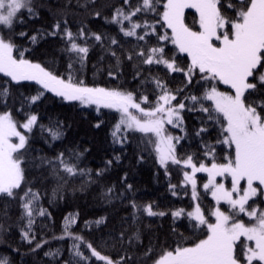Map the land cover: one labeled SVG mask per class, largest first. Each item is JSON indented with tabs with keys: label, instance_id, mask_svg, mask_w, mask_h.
Masks as SVG:
<instances>
[{
	"label": "trees",
	"instance_id": "16d2710c",
	"mask_svg": "<svg viewBox=\"0 0 264 264\" xmlns=\"http://www.w3.org/2000/svg\"><path fill=\"white\" fill-rule=\"evenodd\" d=\"M129 2L134 8L140 0ZM231 2L236 4L237 0ZM164 3L165 0H160L157 11H163ZM31 6L35 15H30L27 10L19 14L23 23L15 22L12 30L0 26V32L12 40L23 53V58L41 63L63 78L71 75L74 82L82 80L88 86L133 92L137 98L147 96L149 104L159 94L153 78L159 79L176 95L175 103L183 101L186 105L182 110V127L167 126L168 133L183 137L176 145L177 157L191 155L195 163L209 164L212 157L205 153L211 146L216 162L223 163L224 158L232 153L226 144L218 143L224 138L220 124L208 120V114L199 110V103L184 99L192 95L203 96L209 82L200 80L197 73L192 82L187 83L184 72H171L163 64H144L143 58L136 53L143 50L147 54L150 47L163 46L165 58L175 56L176 65L185 69L190 62L189 56L180 54L170 41L158 44L155 34L145 40L125 36L119 24L110 22L116 8L123 6L128 10L124 0H31ZM221 11L229 17L235 14L226 8ZM97 12L99 16L95 15ZM158 18L157 12L149 11L137 13L132 19L155 23ZM64 21L73 33L81 28L84 30L86 39L76 41L89 48L83 64L75 53L67 51L69 45L63 37ZM185 21L198 30V16L193 9L186 11ZM57 22L61 24V31L55 36L50 35ZM123 26L127 29L130 23L124 21ZM144 31L146 29H137L138 35H143ZM165 31L170 35V30L156 25L157 34ZM93 33L101 35L102 40H95ZM34 35L37 36L35 43L30 39ZM112 39L118 43L112 44ZM14 55L20 58L17 51ZM129 55L132 59H128ZM213 83L217 88L231 91L221 83ZM4 85L8 88V95L0 96V114L11 113L18 124L25 122L31 114L37 115L38 121L31 132L27 131L28 142L21 150L25 183L15 190L18 193L15 197L0 195V258L7 257L10 264H75L79 258L74 256V243L80 244L79 250L91 257L84 243L65 234L66 218L75 221L68 229L73 236L83 237L85 242L113 261L124 257V264H155L165 251L177 246H192L206 238V226L199 225L187 215H172L176 210L189 212L193 207L190 187L182 184L186 168L169 163L166 171L144 134L129 131L125 143H116L112 132L119 118L110 110L98 111L96 107L85 106L79 101L64 100L37 82L17 83L0 73V86ZM40 91L43 92L40 99L30 102L29 98ZM252 99L262 100L264 95H253ZM202 103L204 107L212 104L211 101ZM97 124L100 127L97 128ZM57 128L62 136L53 140L47 129ZM201 128L207 131L196 135ZM59 153H64L65 158L71 153L82 154L78 162H72L85 173L69 176L58 165L49 163ZM109 160L112 161L110 165ZM173 183L177 185L175 189L171 187ZM27 188L39 193V200L33 203L34 210L46 211L43 216L34 212L32 233L35 240L31 243L22 238L28 218L24 216L20 196ZM199 190L205 215L213 221L211 212L215 203L210 191L202 186ZM175 192L178 194H173ZM256 201L264 206L261 198ZM146 205L165 215H148L143 210ZM101 219L103 222L97 224L96 221ZM38 242L43 246L37 248ZM241 242L245 241L237 242L238 255ZM49 252L58 254L45 255ZM88 264L105 262L91 257Z\"/></svg>",
	"mask_w": 264,
	"mask_h": 264
},
{
	"label": "snow or ice",
	"instance_id": "6c2138e0",
	"mask_svg": "<svg viewBox=\"0 0 264 264\" xmlns=\"http://www.w3.org/2000/svg\"><path fill=\"white\" fill-rule=\"evenodd\" d=\"M124 4L128 6V10L126 11L123 6L116 8L110 22L119 24L120 31L125 36H135L138 40H145V37L155 34L158 44L160 41H170L177 47L178 52L186 53L191 58L186 69L180 68L176 65L175 56L165 58L164 47L156 46L150 47L147 54L143 50L136 53L143 58L144 64H163L171 72H184L187 83H191L192 77L197 73L200 75V80L209 82V87L205 89L203 96L192 95L184 99L199 103V110L208 114V120L220 124L224 138L218 143L226 144L232 149V153L224 158L225 162H216L215 152L211 146H208L209 151L205 153L206 156L212 157L210 166L201 162L194 163L191 155L186 158L177 157L176 145L183 137L168 134L166 126L182 127L183 117L180 113L186 105L183 101L174 105L172 102L176 100V95L159 79L153 78L159 94L155 101L145 108L142 105L149 103L147 96L137 98L133 92L89 87L82 80L74 82L71 75L67 79L54 75L40 64L24 59L23 53L19 52L12 40L6 39L2 32H0V73L17 83L36 81L43 89L56 93L64 100L96 105L98 111L100 107L115 109L120 113V118L112 132L114 142L125 143L129 131L145 134L153 145L159 164L166 171L169 163L183 164L190 168V171L183 172V176L184 183L191 184L193 198L197 196L196 173L208 174V182L203 188L211 191L217 204L224 201L229 205L231 214L216 207L211 212L215 217V223H209L198 203L191 212L176 210L172 213L173 216L187 215L199 225L206 226V238L200 239L192 246H177L165 251L155 264H254V262L264 264V209L248 204L249 200L257 196L264 202V99H252L253 95H264V0H237L236 4L231 0L224 2L166 0L162 6L163 11H157L160 0H140L134 8L129 0H124ZM221 8L234 11V16H225ZM185 9H196L198 12V30H194V27H190L185 22ZM22 10L35 15L31 0H0V26L12 30L15 22L23 23L19 18ZM149 11L157 12L159 18L155 23L146 20L142 23L133 21L132 18L137 13ZM95 15L99 16L100 13L97 12ZM124 21L130 23L129 28H124ZM157 24L170 30V35L168 31L157 34ZM137 29H146V31L143 35H138ZM60 31L61 24L57 22L49 34L55 36ZM92 35L95 40H102L101 35L96 33ZM63 37L69 45L67 51L75 53L79 62L83 64L89 48L86 44L82 46L76 42L78 39H86L83 28L73 33L67 27V21H64ZM30 39L35 43L37 36L34 35ZM111 43L118 42L112 39ZM14 51H17L19 59L13 55ZM112 55L115 56L116 53L113 52ZM128 59H132L131 55ZM71 66L69 64V68ZM109 75L111 76L112 73L110 72ZM213 82L228 85L231 91H219L216 83ZM7 95V86H0V96ZM42 95L43 92L40 91L29 100L34 103ZM202 101H211V107H204ZM37 121L38 117L35 114L28 115L26 121L20 124L13 119L11 113L0 114V195L15 197L18 195L15 190L20 189L25 183L21 150L25 149L28 137L20 129L31 132ZM96 127L100 125L97 124ZM41 128L44 130L43 126ZM47 131L53 140L62 136L58 128ZM206 131V128H201L196 135ZM13 137L18 138L17 143L12 142ZM81 155L71 153L69 158H65L64 153H59L49 163L58 165L69 176L83 175L85 170L79 169L77 163L72 162H78ZM107 163L110 165L112 161L109 160ZM225 176L231 177L230 189L216 181L217 177ZM241 182H244L243 187ZM128 187L132 186L128 185ZM172 187L175 188V185ZM20 200L24 216L28 218L27 230H22V238L31 243L35 240V235L32 233L34 212L43 216L46 211L34 210L33 203L39 200V193L33 192L31 188L24 190ZM133 207H137L135 202ZM143 210L150 216L165 215L164 212L153 211L151 205L144 206ZM241 213L249 218V224L246 225L242 220L236 219ZM74 222L72 218H66L65 234L84 243L90 250L91 257H96L105 264H124V257L113 262L97 251L91 243L85 242L83 237L73 236L68 229ZM102 222L103 219L96 221L97 224ZM241 237L255 243L254 246H248L246 242H241L238 255L237 242L241 241ZM42 246L40 242L36 244L37 248ZM79 249L80 244L74 243V256L79 258L75 264H88L91 257L84 255ZM57 254L58 252L45 253V255ZM0 264H10V262L4 257L0 258Z\"/></svg>",
	"mask_w": 264,
	"mask_h": 264
},
{
	"label": "rangeland",
	"instance_id": "374dc122",
	"mask_svg": "<svg viewBox=\"0 0 264 264\" xmlns=\"http://www.w3.org/2000/svg\"><path fill=\"white\" fill-rule=\"evenodd\" d=\"M165 3H166V0H165ZM186 11L188 10V9H185ZM195 12H196V14H197V16H198V18H199V14H198V12L196 11V9H193ZM185 11V12H186ZM186 22V21H185ZM187 23V22H186ZM195 30V29H194ZM175 46V45H174ZM176 47V46H175ZM176 49H177V47H176ZM178 51V50H177ZM180 53V52H179ZM180 54H184V55H187L186 53H180ZM13 55H14V53H13ZM15 56V55H14ZM17 58V57H16ZM190 58V57H189ZM17 59H19V58H17ZM24 59H27V58H24ZM27 60H29V59H27ZM190 60H191V58H190ZM33 63H38V62H33ZM38 64H40L43 68H45L41 63H38ZM189 64H190V62H189ZM46 69V68H45ZM47 71H49L48 69H46ZM51 72V71H50ZM55 75V74H54ZM58 76V75H57ZM66 79V78H65ZM34 82H36V81H34ZM222 84V83H221ZM223 85V84H222ZM88 86V85H87ZM224 86H226V87H229L228 85H224ZM89 87H99V86H89ZM104 88V87H103ZM108 89H111V88H108ZM218 90L219 91H222V92H229L228 90H224V89H220V88H218ZM48 91H50V90H48ZM52 92V91H51ZM54 93V92H53ZM174 105L175 104H178V103H175V101H173L172 102ZM146 105V106H145ZM85 106H94V107H96L97 108V106L96 105H85ZM150 106V104L149 103H147V104H144V105H142V107H145V108H147V107H149ZM99 109H105V110H110V112H113L115 115H117V117L118 118H120V113L119 112H117L115 109H109V108H104V107H100ZM180 115L182 116V111H181V113H180ZM117 122H118V120H117ZM167 127V126H166ZM26 136H27V131L28 130H26V129H20ZM168 134H170V133H168ZM145 135V134H144ZM171 135H173V136H180L179 134H171ZM12 142L13 143H17L18 142V138H15V137H13L12 138ZM174 143H175V141H173ZM148 143H149V141H148ZM152 147H153V145H152ZM194 162V161H193ZM195 163V162H194ZM181 165H183V164H181ZM184 166V165H183ZM198 166V165H197ZM210 166V165H209ZM186 169H185V171H190V168H188V167H186V166H184ZM202 176H205L204 178L202 177ZM216 181H217V183H223L224 185H225V187L226 188H228V189H230L231 188V177H227V176H225V177H217L216 178ZM196 182H197V186H196V192H197V196H196V198H193V196H192V187H191V184L190 183H188L187 185L190 187V196H191V198H192V200H193V207H192V209L191 210H189V212H191V211H193L194 210V208H195V205L198 203L199 205H200V207H201V209L203 210V207H202V204H201V202H200V190H199V186H202L203 187V185L205 184V183H207L208 182V174L207 173H204V172H198V173H196ZM182 184H185L184 183V180H183V182H182ZM173 185H175V188H176V184H171V187L173 186ZM241 186L243 187L244 186V182H241ZM173 188V187H172ZM175 188H173V189H175ZM210 191V190H209ZM175 194H178L177 192H175ZM210 195H211V197L213 198V200H214V207H213V211L215 210V208L216 207H219L222 211H224L225 213H228V214H231V210H230V208H229V205H227L224 201H220V203L219 204H217V201H216V199L212 196V194H211V191H210ZM235 195V194H234ZM260 197L259 196H257V197H254V198H252L251 200H249V202H248V204L249 205H251L252 207H257V208H260V209H264V206L261 204V203H259V202H257L256 200H258ZM253 201H255V203H253ZM249 210H251V208H249ZM204 211V210H203ZM205 213V212H204ZM206 216V215H205ZM214 217V216H213ZM206 218H207V216H206ZM208 219V218H207ZM236 219H238V220H242L246 225L247 224H249L250 223V220H249V218L246 216V214H244V213H241V214H239V216H237L236 217ZM208 221H209V223H215V217H214V220L213 221H210L209 219H208ZM241 240H244L247 244H248V246H254V241H246V238L245 237H241ZM239 242V241H238ZM113 261V260H112ZM113 262H116V261H113Z\"/></svg>",
	"mask_w": 264,
	"mask_h": 264
}]
</instances>
